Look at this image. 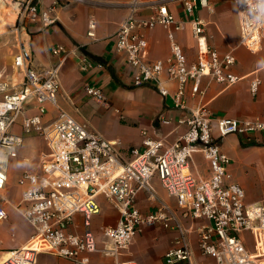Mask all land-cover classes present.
Here are the masks:
<instances>
[{
  "label": "built area",
  "instance_id": "1",
  "mask_svg": "<svg viewBox=\"0 0 264 264\" xmlns=\"http://www.w3.org/2000/svg\"><path fill=\"white\" fill-rule=\"evenodd\" d=\"M173 1L129 0L128 14L112 35L115 51L126 55L134 85L155 83L162 96H171L176 108L187 110L178 120L185 125V131L170 143L164 138L146 136L144 147H134L130 159H126L120 141L106 139L62 109L58 104L60 65L69 53L64 45L53 49L62 61L42 70L33 67L32 52L23 45L13 58V66L23 75L18 89H11L4 80L5 74L0 72V190L6 188L10 163L18 156L26 136L38 134L48 147L41 155L40 171H25L18 178L22 196L14 207L32 226L31 239L12 250L0 264H36L41 252L67 258L74 264H90V255L95 252L119 258L145 226L177 232L173 245L164 254L165 264H198L189 235L192 231L198 234L200 253L212 257L215 264H264V193L262 201H247L244 187L231 178V158L220 145L225 136L237 134L251 137L264 147V114L213 121L207 106L188 107L189 86L191 95L201 96L205 78L230 86L241 77L232 71L237 62L234 49L220 53L214 48L206 23L200 18L190 20L197 57L188 59L177 38L186 20L178 19L170 10ZM183 1L186 13L195 14L196 0ZM69 2L54 0L49 10L40 12L36 0H26V14L21 12L20 19L40 17L49 26L55 21L51 16L54 7ZM200 3L209 7L208 0ZM235 4L240 20L239 44L254 53L261 52L264 0H235ZM157 26L167 30L170 54L152 59L145 32ZM95 28L96 21L91 19L88 36L95 38ZM81 61L86 70L89 59L83 55ZM171 82L177 84L174 92L168 86ZM260 83L256 70L251 79L254 94ZM86 91L97 100L106 99L98 86L89 85ZM30 99L36 102V113L23 118L18 132L15 124ZM48 104L60 110L51 121L45 120ZM196 154L208 163L206 175L195 172ZM154 177L176 199L182 216L191 219L190 226L166 203L149 213L137 206L136 199L142 191L151 199L156 197L151 184ZM100 195L119 211L116 224L102 227V242L93 230V218L102 210ZM7 202L5 198L0 200V222L9 217ZM77 217H81L80 224ZM195 222H199L196 227ZM246 233L251 234L254 251L248 247ZM117 264L138 263L127 260Z\"/></svg>",
  "mask_w": 264,
  "mask_h": 264
},
{
  "label": "crops",
  "instance_id": "2",
  "mask_svg": "<svg viewBox=\"0 0 264 264\" xmlns=\"http://www.w3.org/2000/svg\"><path fill=\"white\" fill-rule=\"evenodd\" d=\"M53 2L54 0H36L40 12L49 10ZM127 2L129 0H83L81 2L71 0L69 3L54 7L51 16L55 21L49 26H45L40 17L20 19L16 28L13 29L16 34L13 42L16 53L23 45L31 50L33 67L38 70L57 66L62 61V56L54 54L53 49L64 45L69 53L60 65L59 106L106 139L120 141L124 157L130 159L131 149L143 148L146 136L164 138L168 143L180 136L186 127L184 124H179L178 120L185 116L187 110L176 108L171 96H162L155 83L135 86L133 72L127 65L126 55L115 51V40L112 35L128 14ZM208 2L209 7H204L200 0H196V11L193 15L186 13L183 0H174L170 3V10L175 16L186 20L185 27L177 32V38L188 59L195 60L197 48L190 20L203 19L210 43L214 48L220 53L234 49L237 62L232 71L241 79L226 86L205 78L202 81L204 93L201 96L191 95L189 86L186 94L188 107L207 106L212 113L213 121L217 118L261 116L264 114V67L262 66L264 42L263 50L257 53L239 44L240 20L235 0H208ZM91 19L96 21L95 38L87 34ZM145 37L152 59L169 56L170 42L164 27L157 26L146 30ZM83 55L90 61L86 70L81 67ZM13 68L12 73H6V70L1 68L0 72L5 74L4 80L14 90L21 86L23 75L14 66ZM256 70L261 83L257 93L254 94L251 90V79ZM16 77L20 79V82H14ZM89 85L100 87L105 95V101L91 97L86 91ZM168 86L170 91L174 92L177 84L171 82ZM47 109L46 121L54 120L59 116L60 110L57 106L48 104ZM35 111L36 102L30 99L24 113L29 112L33 115ZM162 118L171 121L166 123ZM21 122L22 120L15 124V130L18 132L21 131ZM220 145L231 158L229 165L231 178L244 187L247 201H262L263 195L258 198L249 192L252 182L246 174L249 172L247 163L254 161V158L261 159L264 166V147L251 137L237 134L225 136L220 140ZM46 151L48 147L43 138L26 136L18 156L10 163V168L14 163H19L21 169L15 182L19 187L17 191L11 194L13 184L9 180L6 188L0 190V200L2 198L8 200L9 212L8 219L0 222V248L5 249L4 252L21 248L31 239L32 226L14 207L22 196V187L18 184V178L25 171L39 172L41 155ZM195 160V172L198 175H206L208 163L203 156L196 154ZM151 184L156 191V197L151 199L147 192L142 191L136 199V204L142 212L149 213L160 204L166 203L185 222L176 199L167 191L165 192L159 179L154 177ZM98 200L102 210L93 218V230L102 242V227L116 224L119 211L105 196H98ZM12 219L17 224H13ZM77 222L81 223V217H77ZM8 230L12 232L5 233ZM78 230L82 231L83 228L79 226ZM176 235L175 230L161 226H145L130 244L128 253L123 252L119 258H115L95 252L90 255V264H117L118 261L127 260H134L138 264H165L164 254L173 245ZM249 240L251 241V234ZM195 254L198 264L199 262L210 264V260L202 257L196 250ZM36 264L74 263L67 258L41 252Z\"/></svg>",
  "mask_w": 264,
  "mask_h": 264
},
{
  "label": "rangeland",
  "instance_id": "3",
  "mask_svg": "<svg viewBox=\"0 0 264 264\" xmlns=\"http://www.w3.org/2000/svg\"><path fill=\"white\" fill-rule=\"evenodd\" d=\"M12 2H16L17 5L14 7ZM25 8H26V0H10V2L6 3L5 7L2 8L0 6V68L5 69L6 73H12L14 71V68L12 66V61L14 58V54L16 53L15 52L16 49L14 47L13 40L15 39L16 34L13 32V29H15L16 25L20 22L21 12H23V10ZM19 80L20 79H17V77H16L14 79V82H20ZM27 115H30V113L26 112V113L20 114L16 124H18V122L20 120H23V118ZM28 136L36 137V138L41 137L35 133L30 134ZM257 158H254L253 159L254 161H249L247 163V167H248L247 170L249 172L246 174V176L252 182V188L249 190V192L251 193L252 196H257L258 198H260V197H262L261 195H263L262 193L264 190V166L261 162V159H257ZM249 163H252V164H249ZM20 169H21V164L14 163L13 165H11V168L9 171V174H10L9 175V182L13 184L12 185L13 187L11 189L12 195L19 188L15 182H16V177H18L17 174L20 171ZM161 186H162V184H161ZM163 189H164V187H163ZM165 192H166V190H165ZM12 202H14V201H12ZM185 220H186L185 221L186 226H190V224L192 223L191 219H185ZM11 221L13 222V224H17V222L14 219H12ZM200 222H204V221L201 220ZM198 223L199 222H195L194 227H196ZM11 232H12V230H8L5 233L9 234ZM189 235H190V239H191V242H192L194 249L202 257L210 260V264H215L214 259L212 257L202 255L200 253L199 247H198V234H197V232L192 231L189 233ZM246 235L249 237V238H246L248 241V247L252 251H254L255 248L253 245L252 237H251V241H250L249 240L250 234L246 233ZM3 250H5V249L0 248V262L3 259H5L4 256H5L6 252H4ZM128 251H129V249L124 250L125 253H128ZM199 263L204 264L202 262H199Z\"/></svg>",
  "mask_w": 264,
  "mask_h": 264
},
{
  "label": "bare ground",
  "instance_id": "4",
  "mask_svg": "<svg viewBox=\"0 0 264 264\" xmlns=\"http://www.w3.org/2000/svg\"><path fill=\"white\" fill-rule=\"evenodd\" d=\"M7 2H10V0H0V6H1L2 8L5 7ZM12 3H13V5H14V7L17 5L16 2H12ZM14 7H13V8H14ZM17 10H18V9H17ZM9 15H10V14H9ZM4 22H5V21H4ZM5 254H6L5 258H7L8 256H10L11 251L6 252Z\"/></svg>",
  "mask_w": 264,
  "mask_h": 264
}]
</instances>
